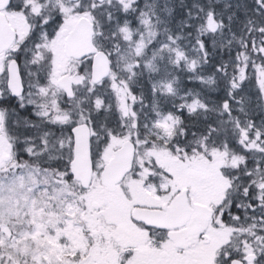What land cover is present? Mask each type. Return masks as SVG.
Segmentation results:
<instances>
[{
    "label": "snow or ice",
    "instance_id": "snow-or-ice-1",
    "mask_svg": "<svg viewBox=\"0 0 264 264\" xmlns=\"http://www.w3.org/2000/svg\"><path fill=\"white\" fill-rule=\"evenodd\" d=\"M0 264H264V0H0Z\"/></svg>",
    "mask_w": 264,
    "mask_h": 264
}]
</instances>
